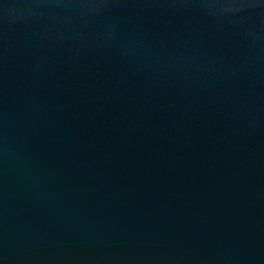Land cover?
I'll list each match as a JSON object with an SVG mask.
<instances>
[{
  "label": "water",
  "instance_id": "1",
  "mask_svg": "<svg viewBox=\"0 0 264 264\" xmlns=\"http://www.w3.org/2000/svg\"><path fill=\"white\" fill-rule=\"evenodd\" d=\"M0 264H264V0H0Z\"/></svg>",
  "mask_w": 264,
  "mask_h": 264
}]
</instances>
